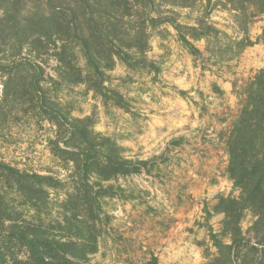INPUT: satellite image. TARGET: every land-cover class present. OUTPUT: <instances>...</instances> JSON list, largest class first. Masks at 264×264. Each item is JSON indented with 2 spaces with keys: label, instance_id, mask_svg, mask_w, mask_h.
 <instances>
[{
  "label": "rangeland",
  "instance_id": "rangeland-1",
  "mask_svg": "<svg viewBox=\"0 0 264 264\" xmlns=\"http://www.w3.org/2000/svg\"><path fill=\"white\" fill-rule=\"evenodd\" d=\"M130 2L132 49L89 44L100 73L78 43L0 85V161L52 178L44 217L91 187L97 251L71 264H264V5ZM79 125L102 177L72 161ZM101 144L124 169L106 170Z\"/></svg>",
  "mask_w": 264,
  "mask_h": 264
},
{
  "label": "trees",
  "instance_id": "trees-1",
  "mask_svg": "<svg viewBox=\"0 0 264 264\" xmlns=\"http://www.w3.org/2000/svg\"><path fill=\"white\" fill-rule=\"evenodd\" d=\"M256 1L264 5V0ZM134 4L130 0H0V85L8 87L22 69L30 74L41 70L39 61L55 49L61 50L56 58L66 61L67 51L78 43L88 46L86 55L100 73V58L89 44L96 40L126 51L132 49L124 37L134 28L125 33L124 27L131 26ZM60 74L69 82L75 75L68 66ZM34 87L44 101L40 83ZM7 97H0V101ZM71 136L75 142L71 147L77 150L71 154L72 161L84 179L92 174L102 177L103 165L95 157L101 154L89 128L79 125ZM100 147L107 152L102 155L106 170L125 168L126 162L117 160L113 149L103 144ZM55 187L51 177L0 161V264H71L69 258L83 260L96 253L92 214L97 198L93 190L80 183L75 187L80 195L67 201L70 206L62 203L58 217L54 218L52 211L44 217L45 207L50 205L48 190ZM154 261L152 264H158Z\"/></svg>",
  "mask_w": 264,
  "mask_h": 264
}]
</instances>
